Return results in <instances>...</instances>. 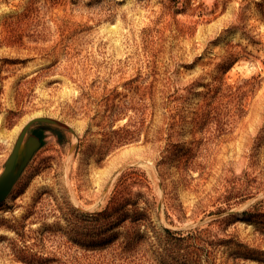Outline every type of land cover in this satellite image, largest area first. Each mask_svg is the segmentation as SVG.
Masks as SVG:
<instances>
[{
    "label": "rangeland",
    "instance_id": "1",
    "mask_svg": "<svg viewBox=\"0 0 264 264\" xmlns=\"http://www.w3.org/2000/svg\"><path fill=\"white\" fill-rule=\"evenodd\" d=\"M35 116L74 132L31 127L0 264H197L167 240L192 232L198 264H264L218 243L264 250L243 213L264 207V0H0V174ZM121 174L142 214L118 225L98 215Z\"/></svg>",
    "mask_w": 264,
    "mask_h": 264
},
{
    "label": "trees",
    "instance_id": "2",
    "mask_svg": "<svg viewBox=\"0 0 264 264\" xmlns=\"http://www.w3.org/2000/svg\"><path fill=\"white\" fill-rule=\"evenodd\" d=\"M135 114L137 115V111L135 110ZM139 116V115H138ZM132 121V118H129ZM130 121V122H131ZM127 125H124L123 127L117 129L115 132L124 130V131H130L128 127H126ZM36 134L41 138V134L36 132ZM134 171V170H132ZM130 171V172H132ZM126 174V173H125ZM125 174H121V176L119 177L114 190L112 192V195L110 197V200L106 206V208L99 213V217L104 218H115L116 223L118 225H120V223H122L123 221H127L129 220L128 218H130V216H135L137 218L135 219H140L141 217L138 216L140 214H142L140 212V209L138 207V204L136 202H132L130 203L129 200H127L126 198L122 199V195L121 192H123L124 190V179H125ZM127 204H130V208L127 207ZM244 214L248 215V219L247 222L249 224H254L255 226H257L256 230H258L260 232V234L264 237V207L260 208L257 205L252 206L251 209L249 210H245L243 211ZM134 219V220H135ZM167 233H170L171 231H169V229H166ZM170 235V234H169ZM168 243L169 242H173V245H177L180 248V244H178V242H183L186 245L190 243H193L195 246L194 251L191 250H187V252H192L194 254L195 260L194 263H199L200 259L203 258V256L207 257L206 259H208L210 257V250L208 249L206 244L212 245L213 243L210 242H206L204 241L203 245H199V240H197V236L196 233L192 232L189 233L185 236H181L178 238H172V235L167 237ZM219 244H223L226 248L230 249L231 251H233V257L237 258V257H243L245 259L248 258H256V259H264V250L260 249V248H254V247H250L247 244H244L242 242H240L239 240H236L234 238H227V239H221L218 241ZM213 249V248H212ZM207 255V256H206Z\"/></svg>",
    "mask_w": 264,
    "mask_h": 264
},
{
    "label": "water",
    "instance_id": "3",
    "mask_svg": "<svg viewBox=\"0 0 264 264\" xmlns=\"http://www.w3.org/2000/svg\"><path fill=\"white\" fill-rule=\"evenodd\" d=\"M38 122L59 125L74 132L68 124L48 116H35L27 120L16 136L0 174V203L10 194L28 160L41 145L40 137L30 131L31 127Z\"/></svg>",
    "mask_w": 264,
    "mask_h": 264
}]
</instances>
